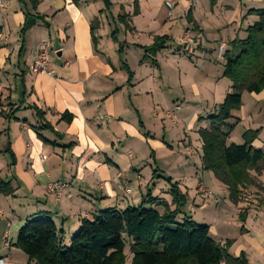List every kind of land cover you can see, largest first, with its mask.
I'll return each instance as SVG.
<instances>
[{
    "label": "crops",
    "instance_id": "obj_1",
    "mask_svg": "<svg viewBox=\"0 0 264 264\" xmlns=\"http://www.w3.org/2000/svg\"><path fill=\"white\" fill-rule=\"evenodd\" d=\"M25 3L0 0V179L13 191L10 196L0 193V264H35L16 246L27 221L50 217L67 239L82 220L108 209L139 206L148 192L171 205L169 178L187 194L180 218L202 224L198 210L207 208L199 207V183L218 195L227 189L203 170L199 135L231 92V82L221 80L224 66L216 73L217 48L225 42L226 55L237 53V41L245 40L248 27L258 21L248 13L264 9V0H219L214 7L210 0H180L171 22L164 8L153 7L147 17L140 4V15L133 16L128 5L117 12L105 10L103 1L100 6L96 0H41L36 14L43 20L27 33L21 59ZM150 6L145 0V7ZM120 14L131 16V31L119 24ZM94 21L99 22L96 42ZM116 27L118 43L111 38ZM189 28L196 39L192 57L181 49ZM163 36L173 45L167 43L156 55L146 53ZM42 42L51 46L56 78L30 70ZM124 64L132 72L131 81ZM242 100L228 121L232 125L239 120L229 143L243 144L244 133L253 131L259 132L254 146L264 148V91L244 93ZM177 103L182 109L172 119L168 111ZM36 111L45 113L53 129L41 128ZM67 114L71 122L63 120ZM257 180L264 183V173ZM52 182L67 184L61 197L48 192ZM238 207L244 222L230 210L222 214L244 228L242 242L214 234L222 244L233 241L234 257L244 252L250 264H264V207L243 202ZM209 226L212 235L215 229ZM7 236L9 247L4 244Z\"/></svg>",
    "mask_w": 264,
    "mask_h": 264
},
{
    "label": "trees",
    "instance_id": "obj_2",
    "mask_svg": "<svg viewBox=\"0 0 264 264\" xmlns=\"http://www.w3.org/2000/svg\"><path fill=\"white\" fill-rule=\"evenodd\" d=\"M102 1L105 10L110 11L112 0ZM210 1L211 7H214L219 0ZM73 2L78 4L79 0ZM40 3L41 0H26V22L21 31L22 45L19 52L21 59L26 50L27 33L39 20H43L36 14ZM248 14L258 17V21L248 27L245 40L237 41V53L225 55L223 78L231 82V92L208 118L210 126L199 131L203 143L202 168L205 172H212L227 188L229 199L234 204H239L245 187L256 185L254 177L264 173V148L254 146L259 132H245L243 144L229 143L239 120L232 125L228 121L233 119L235 111L241 109L243 94L264 91V9L251 10ZM138 15L140 8L135 2L133 16ZM130 18L128 14L118 16V22L125 26L126 31L132 30L128 22ZM188 20L192 22L190 18ZM96 25L99 26L98 21L91 25L94 42ZM118 34L116 27L111 38L117 43ZM169 41L167 36L156 37L146 53L156 55ZM122 47H119L120 55ZM151 62L157 65L155 59ZM124 68L131 81L132 72L126 64ZM36 116L44 123L42 129H53L46 123L43 111H36ZM64 119L71 122L73 117L67 114ZM167 182L175 209L148 192L139 206L128 207L124 211L108 209L99 212L92 220H82L68 244L65 243L64 231L52 218H34L27 221L20 231L16 246L35 264H126L127 246L133 255L132 264H250L244 252L238 257L230 254L232 241L225 244L215 241L208 225L199 224L187 216L180 218L187 196L170 178ZM0 193L5 196L13 194L12 189L1 179ZM240 217L244 222L245 214Z\"/></svg>",
    "mask_w": 264,
    "mask_h": 264
},
{
    "label": "rangeland",
    "instance_id": "obj_3",
    "mask_svg": "<svg viewBox=\"0 0 264 264\" xmlns=\"http://www.w3.org/2000/svg\"><path fill=\"white\" fill-rule=\"evenodd\" d=\"M112 1L114 4L111 7V9L113 8L114 11L118 12V10L121 6L128 5V8L130 9V12H132V13L134 11V3L138 2V4H140L142 7H144V15H147V17H152L153 7H154L155 11H158V10L164 8V10L169 11V18L167 17L168 13L162 15V17L166 16L170 22L173 21V19H175L177 17V16H175L176 12L173 13V11L177 7V5L180 3V0H175V2L173 3V6L171 8L167 5V3H165V1L162 2V0H149V4L151 6H150V8L149 7L147 8V7H145V0H112ZM96 4H99L101 6L102 1L96 0ZM140 5H139V8H140ZM150 9H152V10H150ZM191 33H193V32L190 29L189 32H186L183 35L181 49L183 50L185 55L192 57L193 55H195V52H196V50H195L196 39H194V37L191 36ZM173 42L174 41H169L167 47H170L171 44L173 45ZM222 44L225 45V48H224L225 52H224L223 56H219V51H220V47ZM227 47H228L227 43L221 42L217 48V55L215 57V59H217L216 60L217 63H214V66L216 68V73H218L219 70L223 71L222 66H224L226 63L225 55L227 53L226 52ZM188 49H190L191 52L188 51ZM205 57L206 56H204L203 60L205 59ZM221 80H222L223 84H227L229 82V80H227L226 78H221ZM239 132H240V130H238V134H239ZM241 140H240V142L244 143ZM254 176L255 175H253V177ZM254 178H255L256 185L247 186L243 189V192H242L241 197H240V202L247 203L250 205H255V207L262 208V207H264V183L259 182L256 177H254ZM206 180H207L208 186H210V179H209L208 175L206 176ZM208 190H210V189L208 188ZM210 191L212 192L213 195L210 198L205 199L203 196L204 195L203 191H199L197 188L198 196H200V199L202 200V204L199 207L202 206V207H205V209L207 208L204 211L198 210L197 216H199V215L203 216V218H201L204 220V221L202 220V222H203L202 224L208 225V226L212 225V228L215 229L213 231V234H212L213 236L211 235V231H210V235L215 241L218 242V239H219L217 237V235L214 234V232H217L219 235H221V237H224L225 235H227L228 238H230L231 240H237L238 242L241 243L242 242V240H240L241 239V237H240L241 229L238 227V225L236 223L227 222L225 220L223 214H222V211H227L229 213L231 211L232 213H234V214L236 213V215H238L240 217L241 214H243V210H242L243 208L238 207V204H234V203H233V205L231 204L232 202L229 199V196H228L229 192L227 189L225 190V193L219 192V195L217 194V192L214 193L215 192L214 190H213L214 192L212 190H210ZM186 196H187V194H186ZM216 200L220 201V202L218 201L219 204H216ZM186 204H187V202H186ZM217 206H219L218 210H217ZM171 207H172V204H171ZM185 207H186V205H185ZM235 208H237V209L239 208L238 209L239 211L236 212ZM240 220H241V217H240ZM230 222H232V221H230ZM73 236H74V234H73ZM73 236L71 235L69 238H67V239L65 238L67 244L69 243L70 239ZM231 240H228V241H231ZM226 242L227 241H225V243ZM225 243H223V244H225ZM125 254L127 256V264H132V258H133L132 256L133 255L130 252L128 246L126 247ZM231 255L232 256L235 255L234 251H232Z\"/></svg>",
    "mask_w": 264,
    "mask_h": 264
},
{
    "label": "built area",
    "instance_id": "obj_4",
    "mask_svg": "<svg viewBox=\"0 0 264 264\" xmlns=\"http://www.w3.org/2000/svg\"><path fill=\"white\" fill-rule=\"evenodd\" d=\"M164 1L171 8L173 6V3L175 2V0H164ZM4 4H0V8H2L4 6ZM224 48H225V45L222 44L220 47L219 56H223V54L225 52ZM188 51L191 52L190 49H188ZM51 57H52V49H51L50 44L48 42L40 43L39 46L37 47L36 51L34 52L33 61L30 64L31 72L34 74H40V73L47 74L48 76H50L52 78H56L57 74L53 68ZM181 109H182V104L178 103L172 110L168 111L169 117L172 119H175L176 114ZM66 187H67V184H65V183L52 182L48 185L47 189H48L49 193L56 194L57 197H61L63 192L65 191ZM198 190L203 191V193H204L203 196L205 199L210 198L213 195L212 192L210 191L211 189L208 190V188L206 187L204 182L199 183ZM128 192H130V191L128 190ZM4 244L6 247L10 246V241H9L8 236L5 239Z\"/></svg>",
    "mask_w": 264,
    "mask_h": 264
}]
</instances>
